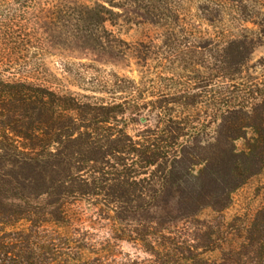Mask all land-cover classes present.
I'll return each instance as SVG.
<instances>
[{
  "label": "trees",
  "instance_id": "trees-1",
  "mask_svg": "<svg viewBox=\"0 0 264 264\" xmlns=\"http://www.w3.org/2000/svg\"><path fill=\"white\" fill-rule=\"evenodd\" d=\"M113 4L0 0V264H264V206L240 246L217 260L168 232L204 210H226L264 164V61L261 77L243 75L255 39L231 35L217 61L219 81L160 101L130 136L121 126L135 120L124 104L49 82L55 67L68 73L64 53L100 54L105 25L118 16ZM99 196L118 221L146 225L137 240L147 260L110 259L80 236L71 239L77 247H64L58 231L48 232L69 218L68 202Z\"/></svg>",
  "mask_w": 264,
  "mask_h": 264
},
{
  "label": "rangeland",
  "instance_id": "rangeland-1",
  "mask_svg": "<svg viewBox=\"0 0 264 264\" xmlns=\"http://www.w3.org/2000/svg\"><path fill=\"white\" fill-rule=\"evenodd\" d=\"M239 2L236 9L233 5ZM116 4L119 6L112 10L118 16L105 25L100 54L93 50L64 53L68 73L55 67V78L49 82L61 91L124 104L126 117L135 120L121 126L130 136L143 129L139 119L149 118L160 101L171 100L175 93L193 95L209 89L206 82L214 74L218 79L221 76L217 61L231 35L255 39L243 75H262L264 0H114ZM243 144L238 141L236 146L241 149ZM100 202L109 201L99 196L68 202L64 210L69 218L57 227L50 226L48 232L58 231L64 247H77L71 239L80 236L88 239L87 247L104 251L110 259L147 260V246L137 240V235L146 233V225L139 220L118 221ZM263 206L264 164L257 175L233 192L226 210H204L171 226L168 232L171 238H183L199 247L195 254L202 252L217 260L222 250L240 246L245 230ZM148 232L151 237L160 236L154 228ZM212 240L216 244L211 247ZM159 243L155 248L161 247ZM217 246L218 251L208 252Z\"/></svg>",
  "mask_w": 264,
  "mask_h": 264
},
{
  "label": "water",
  "instance_id": "water-1",
  "mask_svg": "<svg viewBox=\"0 0 264 264\" xmlns=\"http://www.w3.org/2000/svg\"><path fill=\"white\" fill-rule=\"evenodd\" d=\"M146 122H147V119H146L145 117H142V118L139 119V123H140L141 125H145Z\"/></svg>",
  "mask_w": 264,
  "mask_h": 264
}]
</instances>
